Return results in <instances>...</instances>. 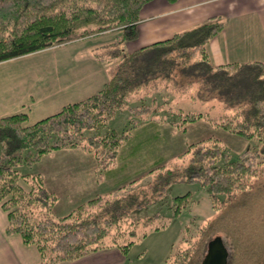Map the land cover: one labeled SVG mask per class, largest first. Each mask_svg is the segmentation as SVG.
Listing matches in <instances>:
<instances>
[{"label": "trees", "instance_id": "16d2710c", "mask_svg": "<svg viewBox=\"0 0 264 264\" xmlns=\"http://www.w3.org/2000/svg\"><path fill=\"white\" fill-rule=\"evenodd\" d=\"M149 1L0 0V62L63 44L72 36L74 40L93 38L116 30L113 35L117 39L112 43L133 39L142 6ZM222 27L220 19L211 18L124 54L97 91L37 120L28 121L26 111L0 116V206L7 217L6 231H16L25 243H33L41 264H57L109 246L118 247L127 256L140 235L136 210L154 201L163 202L171 183L199 181L215 206L216 200H221L219 193L243 189L251 177L264 171V63L212 65L206 45ZM114 49L110 59L122 54L120 46ZM173 72L183 79L179 85L193 84L200 106L212 108V100H216L224 109L220 113L200 107L184 111V106L178 105L177 110L173 108L176 101H172L169 106L183 129L204 118L232 134L257 138L259 147H247L230 159L219 138H200L167 160L157 158L142 176L121 185L118 194L109 191L64 215L53 214L57 196L45 185L42 174L21 172L16 165L32 164L53 149L81 146L93 151L99 166L106 169L114 158L111 150L127 142L130 134H119L115 128L101 131L100 127L118 110L124 111L123 107L138 113L148 107L131 104L132 93L151 79L171 77ZM230 108L239 110L232 113L227 110ZM85 128L92 132L84 135ZM140 179L145 182L138 183ZM173 198L177 213L190 202V192ZM152 216L142 218L147 223ZM124 234L127 241H120ZM184 236L160 264H201L212 237L208 231L193 239Z\"/></svg>", "mask_w": 264, "mask_h": 264}, {"label": "rangeland", "instance_id": "374dc122", "mask_svg": "<svg viewBox=\"0 0 264 264\" xmlns=\"http://www.w3.org/2000/svg\"><path fill=\"white\" fill-rule=\"evenodd\" d=\"M115 31L99 33L81 43H78L79 37L74 40L72 36L63 44L31 52L33 54L30 55L24 54L21 57L10 58L6 63L0 64V69H6V80L11 82L25 77L24 73L31 68H38V81L46 80L49 85L51 80L57 82L59 79H64L62 72L70 73L69 68L76 64L81 54L79 52L89 49V44L92 46L98 42L90 49L93 58L91 54L86 58H79L81 62L82 60L89 62L84 69L87 72L92 71L91 75L85 76L86 92L90 94L103 85L114 67L113 64H109L110 56L120 43H112L113 39H117L113 35ZM85 45L88 48L79 50V47ZM65 80H59V82L63 83ZM181 80L183 79L176 72H173L171 77L151 79L147 84L135 89L130 99V103L134 106L148 107L142 109L140 113L123 107L124 111L118 110L112 118L107 120L105 127H100L101 131L115 128L119 134H130L127 142H122L121 147L111 150L114 158L105 166L106 169L102 170L99 166L93 151L90 152L81 146L53 149L32 164L19 163L16 167L21 172H40L45 185L54 186L57 199L51 211L56 216H60L94 196L109 191L111 194H118L121 185L133 177L142 176L157 158L167 160L182 151L188 143L200 138H219L230 159L237 158L238 154L247 147H259L260 142L257 138H245L232 134L204 118L191 121L183 129L177 114L171 111L170 102L176 101L174 109L178 110L177 106L183 105L184 111H195L200 99L194 93L193 84L179 85L178 82ZM75 83L78 82L75 81ZM62 85H64L61 88L62 92L71 90L69 86H65L66 83ZM0 86H3L1 82ZM40 88L41 86H38V82L35 81L33 87L28 85L23 89H17L13 95V99H22L21 101H26V104L30 106L28 107L30 109L28 112L32 113L28 119L30 122L34 121L36 111L40 113L45 108L47 112L50 107L46 101H38L37 108L32 98L24 97L29 92H36L35 97L50 95L44 89L45 85L42 89ZM191 93L195 96L193 94L191 96ZM13 99H0V105L5 103L7 107L15 105L16 101ZM212 101L215 102L212 108L208 104L206 106L201 104L200 108L208 109L210 113L224 111L220 101ZM227 110L234 113L239 109ZM85 129L87 130L83 131L84 135L92 132V128ZM91 176L96 177V182L100 183L85 188L84 185ZM144 180L140 179L137 182L141 184L145 182ZM249 182V185L243 189L219 193L221 200L217 199L215 206L209 199L205 186L199 181L171 183L163 202L154 201L136 210L134 216L139 218L135 220L137 226L139 225L140 235L136 236L128 250L129 262L126 264H160L177 249L182 242L183 234L184 238L193 239L206 231H208V237L222 236L230 250L229 264H262L264 261V171L251 177ZM185 192H190V202L179 212L174 213L173 197ZM0 210L4 212L1 206ZM147 216H152V219L145 223L143 218ZM156 225L159 227L155 228ZM4 231L9 233L5 229ZM13 232L20 235L16 231ZM142 232L145 233L141 235ZM125 235L120 241H127ZM108 236L105 239L110 241ZM29 245L35 247L33 243Z\"/></svg>", "mask_w": 264, "mask_h": 264}, {"label": "crops", "instance_id": "0c3cea01", "mask_svg": "<svg viewBox=\"0 0 264 264\" xmlns=\"http://www.w3.org/2000/svg\"><path fill=\"white\" fill-rule=\"evenodd\" d=\"M211 18H218L223 22L222 29L210 38L206 45L208 59L212 65L253 61L264 63V0H176L173 2L151 0L142 6L140 19L137 22L136 37L120 42L119 46L122 54L111 59L109 64L115 65L124 54L130 53L140 46L168 38L177 31L194 27ZM88 39L80 38L77 42H85ZM97 44L98 42H95L92 46L89 44V49L79 52L81 54L76 60V64H74V67L69 68L70 73L68 71L60 73L64 79L59 80H65L66 77H69L63 83H66L65 86H69L71 90L62 92L61 88L64 85L59 80L57 82L51 80L49 85L46 80L38 81L37 67V69L31 68L30 71L24 73L25 77L11 82L6 80V69H2L3 72L0 69V82L3 84V86H0V99H13L15 90L23 89L28 85L33 87L35 81L38 82V86H41L40 89L45 85L44 89H46L47 94H50L49 96L35 97L34 93L37 95L36 92H29L28 95L24 96L27 99L32 98L37 108L38 101H46V104L50 105L47 112H45L43 106H41L44 108L42 112L38 113L36 111L33 119L37 120L57 111L68 102L84 98L85 95H89L86 92L87 79L85 76L91 75L92 71L87 72L84 66L89 62H83V60L81 62L79 58L90 56V49ZM84 47L88 48L85 45L79 47V50ZM30 54L33 53L26 55ZM7 61L9 59L0 62V64ZM75 81L78 83H75ZM68 82L69 84H67ZM52 93L55 94L52 95ZM21 100L16 99V104L8 107L5 106L6 103L0 105V116L26 111L29 119L32 115L31 111L28 112L30 106L26 104V101ZM198 107H200V104ZM96 183L100 182H96V177L91 176L84 186L90 188ZM47 187L53 191L55 190L54 186L47 185ZM6 224V213L0 210V264H41V257L37 248L25 243L21 235L15 232L6 233L4 231V229L6 230ZM127 262H129L128 257L118 247L109 246L57 264H126Z\"/></svg>", "mask_w": 264, "mask_h": 264}, {"label": "water", "instance_id": "95a60500", "mask_svg": "<svg viewBox=\"0 0 264 264\" xmlns=\"http://www.w3.org/2000/svg\"><path fill=\"white\" fill-rule=\"evenodd\" d=\"M228 249L220 235L212 237L207 243L201 264H227Z\"/></svg>", "mask_w": 264, "mask_h": 264}]
</instances>
